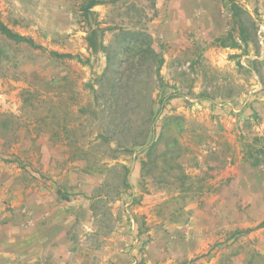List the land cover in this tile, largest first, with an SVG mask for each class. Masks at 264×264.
Masks as SVG:
<instances>
[{"label": "rangeland", "instance_id": "374dc122", "mask_svg": "<svg viewBox=\"0 0 264 264\" xmlns=\"http://www.w3.org/2000/svg\"><path fill=\"white\" fill-rule=\"evenodd\" d=\"M85 2L0 0V222L45 188L67 264H264V0Z\"/></svg>", "mask_w": 264, "mask_h": 264}, {"label": "crops", "instance_id": "0c3cea01", "mask_svg": "<svg viewBox=\"0 0 264 264\" xmlns=\"http://www.w3.org/2000/svg\"><path fill=\"white\" fill-rule=\"evenodd\" d=\"M4 191L0 187V203ZM51 194L45 188H38L31 193V197L21 196V200L13 204L14 211L29 208L28 214H24L21 223L9 221L3 225L0 222V264H7L6 260L12 253L16 259H29L30 264H56L55 260L67 264L71 254L66 232L68 222L75 214L71 215V210L63 201H56ZM2 209L0 207V220L4 217ZM112 257L116 264H119L116 261H120V258L125 259L116 253ZM121 261L124 264L126 260Z\"/></svg>", "mask_w": 264, "mask_h": 264}, {"label": "trees", "instance_id": "16d2710c", "mask_svg": "<svg viewBox=\"0 0 264 264\" xmlns=\"http://www.w3.org/2000/svg\"><path fill=\"white\" fill-rule=\"evenodd\" d=\"M101 2H102V0H86L84 9L88 11L91 7H93L94 5L100 4ZM230 3L232 4V8L235 10L236 4H235L234 0H230ZM234 14H235V12H234ZM0 32L2 34H4L7 38L13 40L14 42H26V43L30 44L31 46H33V47H39V45L35 44L31 38L23 36V35H21V34H19L17 32H14L12 29L7 27V25L5 23H3L1 18H0ZM226 39L227 38H222V39H219L218 41H220L221 43H224ZM235 43L236 42H234V44ZM50 53L52 55L56 56V57H62V58L63 57H72L73 56L70 53H58V52H55V51H51ZM258 161H259L258 158H255L254 159V164L257 163ZM63 198L65 199L66 196H63ZM248 230L249 229H247L246 231H248Z\"/></svg>", "mask_w": 264, "mask_h": 264}, {"label": "built area", "instance_id": "2783aa9c", "mask_svg": "<svg viewBox=\"0 0 264 264\" xmlns=\"http://www.w3.org/2000/svg\"><path fill=\"white\" fill-rule=\"evenodd\" d=\"M257 44L264 45V23H261L256 32Z\"/></svg>", "mask_w": 264, "mask_h": 264}]
</instances>
